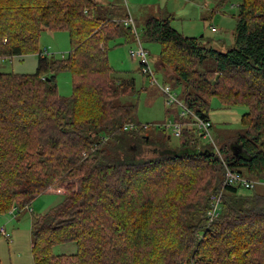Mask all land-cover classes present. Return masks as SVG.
Returning <instances> with one entry per match:
<instances>
[{"label": "trees", "instance_id": "trees-1", "mask_svg": "<svg viewBox=\"0 0 264 264\" xmlns=\"http://www.w3.org/2000/svg\"><path fill=\"white\" fill-rule=\"evenodd\" d=\"M95 1L0 0V59L39 55L33 74L0 72V215L63 189L59 204L33 217L34 264H264V195L226 187L219 216L211 224L206 217L225 166L264 181V0H241L235 42L224 52L200 46L169 19L143 23L142 41L161 45L157 65L174 68L172 86L182 87L187 109L208 118L213 98L247 109L239 153L218 148L223 162L193 128L182 129L176 152L165 132L154 143L135 119L137 104L117 103L138 91L134 79L116 77L107 53L110 42L134 37L124 24L134 20L129 12L100 19ZM44 30L67 33L66 58L40 55ZM207 60L212 68L198 70ZM62 72L71 76L68 97L55 81ZM128 124L136 128L123 130ZM69 243L75 254L52 255Z\"/></svg>", "mask_w": 264, "mask_h": 264}, {"label": "rangeland", "instance_id": "rangeland-1", "mask_svg": "<svg viewBox=\"0 0 264 264\" xmlns=\"http://www.w3.org/2000/svg\"><path fill=\"white\" fill-rule=\"evenodd\" d=\"M184 5H189L195 10L188 8L182 17H175L179 21L171 24L173 28L179 32L185 30L187 35L194 36L198 40L199 45L205 48H212L224 52L234 45L235 33V15L237 7L241 0H225L221 5V0H176ZM119 4H107L102 0H96V16L100 19H120L123 16V8L126 3L130 7L131 2L120 0ZM141 12L147 7L150 8V14L155 13L157 6L172 10L176 16L177 10H183L176 2L172 0H139ZM160 2V3H159ZM121 3L123 5H121ZM157 16V15H154ZM181 18V19H179ZM133 19V18H132ZM136 32L142 47L148 53V60L154 78L160 86H168L173 88V80L176 78L173 67H158L159 55L162 50L158 43H145L141 39L143 29V21L136 19ZM215 28L216 32H211V28ZM184 32V31H183ZM135 37L134 33L132 32ZM116 39L109 44L107 53L108 63L116 72V77L125 79H134L137 94L128 95L119 98V104H137L136 121L147 126L146 135L153 140L154 143H163V133L168 135L166 138V147L171 152L178 149L177 139L172 135L169 125L173 122V115L178 113L176 106L167 107L165 104V96L161 90L151 84L150 79L140 72L141 65L137 58H132L130 52L138 49V43L135 38ZM39 49L43 57L48 59H64L70 50L69 37L66 32L52 33L42 31L39 40ZM38 54H29L23 57H16L11 60L0 61V72L16 73L30 75L35 73ZM212 68V62L207 60L204 64L199 65L198 70L204 72ZM55 81L58 93L62 97L71 95V76L68 72L55 73ZM218 78V76L215 77ZM213 81V82H214ZM216 83V82H215ZM177 97L181 96L182 87L173 88ZM247 111L243 106H224L218 99L213 98L209 103L208 118L211 122L210 134L218 148L227 147L230 150L236 146L235 140L238 134L243 133L244 128L240 123V118ZM169 112V113H168ZM201 146L210 147L207 141L200 140ZM228 150V149H227ZM229 151V150H228ZM115 158H119L116 154ZM79 187H77L78 189ZM242 194H261L264 195V181L258 182L251 190H239ZM63 193V189L53 186L32 201L30 206L22 211H10L7 214L0 215V227H4L10 239L0 236V263L1 264H34L31 254V230L33 217L46 213L52 207L59 204L62 196L50 193ZM77 252L75 243H69L56 246L52 249L53 256L72 255Z\"/></svg>", "mask_w": 264, "mask_h": 264}, {"label": "built area", "instance_id": "built-area-1", "mask_svg": "<svg viewBox=\"0 0 264 264\" xmlns=\"http://www.w3.org/2000/svg\"><path fill=\"white\" fill-rule=\"evenodd\" d=\"M124 24L125 26L130 27L136 34V27L134 26V23L131 19L126 20ZM211 32H216V29L212 27ZM135 40L138 43V49L134 52H130V56L132 58L135 57L138 59L139 64L141 65V72L143 73V75L148 76L151 84L157 86L161 90V92L165 96V104L167 105V107L176 106L178 108V113L176 114L177 117L179 119L188 120V122L186 123L173 121L171 124L166 125V128H169L171 130L172 135L176 139H179L181 131L184 127L195 129V131H197L200 135V140L207 141L212 148L213 154L218 156L219 159L223 162L222 155L215 142L213 141L209 131L211 128V122L209 118L198 117L194 112L185 107L183 101L179 97H177L174 92H172L173 89H170L168 86H160L157 83L156 79L154 78L153 71L151 70L149 65L147 51L142 47L137 35ZM0 61L5 60L0 59ZM135 128L136 126L134 124H128L123 127V130L128 131L133 130ZM257 183V181L247 179L241 176L239 173L230 170L227 166H225V175L224 180L222 182V188L220 191L213 193L209 199L210 208L206 213L208 223H213L214 220H216L219 216V211L222 203V196L226 187L238 186L245 190H249L252 189ZM11 211L18 212V210H16L15 208H13ZM0 236L6 239H10V236L7 234V231L4 227H0Z\"/></svg>", "mask_w": 264, "mask_h": 264}, {"label": "crops", "instance_id": "crops-1", "mask_svg": "<svg viewBox=\"0 0 264 264\" xmlns=\"http://www.w3.org/2000/svg\"><path fill=\"white\" fill-rule=\"evenodd\" d=\"M103 1V3H107V4H119L120 2V0H102ZM125 2L126 1H129V2H131V4H130V7L128 6V3H126V7L125 8H123V16H120V19H118V20H120V21H122V20H124V19H126V16H127V14H128V12L130 13V15H131V17L133 18V20H134V24L136 25V19H139V21L140 20H142L143 21V23H144V21L145 20H147V19H149V18H156V19H169L170 20V23L172 24L173 22H175V21H179L178 19H176L175 17H182V13H181V11H185V10H187L188 8H190V9H192V10H195L193 7H191V6H189V5H184V4H182V3H180L179 1H176V0H172V1H174V2H176V4H177V7L179 6V5H181L182 7H183V10H177V12L176 13H178L177 15L178 16H176L175 14H174V12L172 11V10H168L167 8H160V7H158L157 6V10H159V11H155V10H153L155 13H158V14H150V8L149 7H147L146 6V8H145V10L143 11V12H141V6H140V2H139V0H124ZM157 1H168V0H157ZM185 1V0H184ZM159 2V3H160ZM187 3H190L191 1L189 0V1H186ZM121 5H123L122 3H121ZM196 11V10H195ZM154 15H157V16H154ZM179 19H181V18H179ZM175 29V28H174ZM176 30V29H175ZM176 31H178V30H176ZM184 31V32H183ZM183 31H181L180 33L181 34H183L185 37H188V38H194V36H190V35H187L186 33V31L185 30H183ZM179 32V31H178ZM186 32V33H185ZM50 194H58V195H61L60 193H50ZM6 230V229H5Z\"/></svg>", "mask_w": 264, "mask_h": 264}, {"label": "water", "instance_id": "water-1", "mask_svg": "<svg viewBox=\"0 0 264 264\" xmlns=\"http://www.w3.org/2000/svg\"><path fill=\"white\" fill-rule=\"evenodd\" d=\"M218 78H216V80H217ZM215 82L216 81H214L213 83H212V85H215ZM233 153H234V155L235 156H237V154L239 153V148H238V146H235V147H233ZM245 156V155H244Z\"/></svg>", "mask_w": 264, "mask_h": 264}]
</instances>
